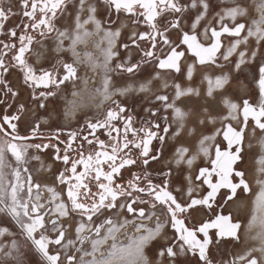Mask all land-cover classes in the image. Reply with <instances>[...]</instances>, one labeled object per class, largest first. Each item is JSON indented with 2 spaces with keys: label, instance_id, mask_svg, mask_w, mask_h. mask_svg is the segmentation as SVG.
I'll list each match as a JSON object with an SVG mask.
<instances>
[{
  "label": "snow or ice",
  "instance_id": "6c2138e0",
  "mask_svg": "<svg viewBox=\"0 0 264 264\" xmlns=\"http://www.w3.org/2000/svg\"><path fill=\"white\" fill-rule=\"evenodd\" d=\"M20 6L24 9L23 16L29 23L23 25L24 31L18 36L19 46L15 43H4V50H15L11 57L15 61V67H19L23 72L25 84L36 88L43 86L47 91L39 93L40 107H46L45 100L54 96L55 92L49 86L58 88L65 81L75 80L77 78V68L73 63H66L57 60V65L64 69V75L56 74L55 66L53 70L40 69L41 74H37V69L29 63L27 54L31 51L32 45L36 41L37 33L41 38L56 33L57 50L63 49L65 40L70 41L69 50L77 61L88 63L93 68L97 65L105 71L101 103L103 100L110 99L115 94L111 90V77L107 75L111 71L109 65L117 52L113 50L116 39L121 35V29L106 27L104 22L97 18V7L95 4H87V15L82 18L85 11L87 0H19ZM106 8L114 12L117 16L123 13L129 16L133 24L144 23L148 25L151 31H145L137 34L132 33V45L138 49L139 41L150 42V48L141 50L142 56L138 63H132L125 67L118 63L116 68L128 73L138 71L141 64L154 62L158 71L155 79L160 78V72L163 70H174L181 72V61L187 53L198 61L199 64L208 63L223 67L217 64L219 57L223 61L230 62V58L236 53L239 59L235 62V68L239 70L241 65L245 64L250 57L255 59L257 50L249 53L248 45L254 41L256 49L264 47V0H258L255 3V11L259 13L256 18L249 23L240 22V18L248 15V8L240 3L234 2L232 6L224 8L217 12L213 17L216 27L209 21L203 26V31L198 30L202 22L208 17L211 9V0H101ZM76 3L77 11L74 19V28L69 31L67 28L61 30L56 27L55 21L58 14H64L70 4ZM195 10L194 18L191 20L189 30H184L182 25L185 23V15ZM12 6L5 4V0H0V31L3 30L4 22L14 15ZM170 17L164 19V17ZM163 20V23L161 21ZM231 22V25L228 23ZM109 23H115L109 21ZM92 25V29L88 25ZM180 33L179 43H174L169 38L171 31ZM103 33L101 39L97 41L99 47L104 41H107V47L102 48L103 61L100 62L90 52H84V59H81L77 45L87 42V38L93 33L99 35ZM11 37H17V30L10 29L8 33ZM231 38L229 45L225 48L222 38ZM0 43H3L0 41ZM244 45V50H239ZM128 48L129 45H123ZM4 50H0V84L4 85L8 92L12 89L7 86L3 79V73L8 71L5 64ZM219 54V55H218ZM130 59V58H129ZM194 66H187V77L192 78ZM208 80L207 95L211 97L214 89H222L228 83L230 77L228 73H223L212 77H206ZM85 83H87L85 81ZM152 80H148L139 85V91H149ZM260 93V99L257 104H252L245 99L242 106L231 100L225 99L224 104L228 109L227 115L220 117L221 121H237L239 127H234L231 122L224 125L222 135L227 141V146L221 148L220 144L215 143L216 136L221 134V129H217L212 135H204L199 140V149L196 154L188 155L189 149L180 147L176 153V164L186 163L191 167L197 157L202 153L210 160V167H201L198 175L195 177L201 184L207 185L209 191L201 198L192 196V187L188 188V197L190 202L181 204L177 197L169 190V181L164 179L162 184H154L150 178V173L146 170L139 173H131V178L126 183L119 182L122 170L133 166L146 167L150 161H156L160 157V152L152 153L153 140H159L161 147L169 132V126L161 129L158 123L146 124L143 127H133V117L124 116L126 109L117 101H113L114 107H109L106 116L102 121L95 123L89 121L87 127L91 129V134H95L98 128H106L109 142L95 138V144L98 146L93 151L85 154L83 145H80L77 156H70L72 151V142L77 138V132L69 133V141L63 149L61 156L60 149L56 148V159L62 160L66 166L64 171L60 172L58 180L60 184L66 185V201L58 199L60 193L54 188L48 187L47 191L51 193L50 203L55 207L52 212L55 218L45 220V215L41 210L45 208L40 203V185L33 183V177L27 167L29 160H40L39 155H31L30 150L37 152L50 147L49 144L29 143L28 141L38 135L40 124L37 123L32 129L30 135H20L17 131L19 115L3 116V123H0V214L10 218L19 228V237L12 238L10 241L5 237H15L6 226H0V264H27L24 249L29 246L38 253L45 264H61L60 253L52 254L49 245L62 246L64 249H74V252L66 255V264H152L146 255L148 245L156 240L164 230L165 221L156 216L155 211L151 214L146 213L144 207L135 205H149L150 209H155L157 205L163 207L169 215L171 227L175 229L176 236L173 243L161 249L160 257H167L170 264H176L180 256H187L188 253L196 255L203 264H212L209 258V246L218 242L219 238L239 239L238 230L240 223L234 222L231 215L223 213L215 214L214 218H209L199 226L188 227L185 219L180 218L187 214L189 210H194L197 206H204L211 210L216 201L218 193L226 190L224 197L225 203L232 200L238 189L249 192L250 186L244 178L243 171H237L234 165L242 160L243 145L245 141V131L248 128L249 120L254 121L255 132L257 129L264 132V64L259 67V79L257 81ZM175 89V97L169 102L167 95H157L156 100L163 103L164 108L171 109L177 129L174 136H178L184 128V122L187 113L178 107L176 101L181 97L189 95H199V90L192 87H182L179 83L172 85ZM163 87H169L165 82ZM131 86L117 88L115 91L121 95L127 94ZM12 95H16L12 92ZM73 95H76L74 92ZM35 91H34V99ZM24 106L20 105L19 111L23 112ZM205 118L199 120L201 125L208 123L215 124L217 117L209 112L208 108L204 110ZM156 113L153 112V115ZM242 115V122L240 117ZM165 121L167 117H164ZM124 120L123 128L117 127L113 121ZM10 129V131H9ZM155 129V130H154ZM164 135H160V131ZM115 133V135H113ZM56 135V134H53ZM131 136V138H130ZM58 139V136H57ZM84 140L92 145L94 140ZM264 148V139L259 142ZM55 147V146H53ZM133 149L138 150V154L133 153ZM10 154V156H9ZM260 167L257 171L264 175V155L258 158ZM165 177L171 175V170L164 173ZM233 175L240 177L238 183L233 182ZM191 182V177H189ZM260 189L256 194L255 208L250 225L259 220L262 231L259 233L261 247L251 249L246 255H241L237 259L247 261V264H264V179H257ZM93 188L96 190L93 191ZM33 189H36V195L33 201ZM27 196V198H25ZM148 197L145 199L144 197ZM124 199L126 203H119ZM116 208L124 209L128 213L138 214L141 221L143 219H153L155 217V227H148L144 223L134 224L138 233L130 238L127 244H121L117 240L116 233L120 228L130 221L124 220L117 224L111 216L105 218L102 223H96L104 212ZM257 213L259 215H257ZM79 215L80 222L75 227V239L66 238V230L62 218L71 215ZM95 218V219H94ZM49 226L52 232L56 233L55 238L46 235ZM102 229L104 230L102 233ZM210 230H215L216 241L210 235ZM202 234V236L200 235ZM111 239V244L108 241ZM108 245L105 249L104 245ZM253 251H259L261 258L252 255ZM79 254V255H77ZM235 264V261H233Z\"/></svg>",
  "mask_w": 264,
  "mask_h": 264
},
{
  "label": "rangeland",
  "instance_id": "374dc122",
  "mask_svg": "<svg viewBox=\"0 0 264 264\" xmlns=\"http://www.w3.org/2000/svg\"><path fill=\"white\" fill-rule=\"evenodd\" d=\"M9 2V0H7ZM241 2L243 5H245L247 8H250L249 13L247 16L240 18V22H245L246 24L250 22L251 19L256 18L259 13L256 12L255 9V3H258V0H211V9L209 11L208 17L205 21L202 22L201 26L198 28L200 32L203 31V26L206 25L209 21L212 22L216 27H219L218 24L215 23V20L213 17L216 15L217 12H221L222 9H220L222 6L232 4L234 2ZM18 0H10L11 6L14 15H10L9 19L4 22V27L6 31H9L10 29L15 28L17 32L22 30V21L19 20L21 18L20 15L23 16L24 10H19L16 6ZM184 2V0H182ZM87 4H95L97 7V18L104 22V25L106 27H112L113 30L116 28L121 29V35L116 39L115 46L113 50L117 52V56L113 57L112 61L110 62V69L107 73L111 77V90L115 92L114 95L111 96L114 97L110 102L117 101L120 106L124 107L126 111H131L133 115L137 116L138 118L146 117L149 120L155 121L158 119H161L164 121V127L169 126V132L166 135L165 141L163 143V146L160 149V157L156 161H150L149 165L146 166L147 171L151 172L152 174H157L159 176H163L164 179H168L169 181V190L172 191V193L177 197L178 202L181 204H187L190 202L188 197V188L191 186L192 196L195 198H201L204 195H206L208 189L207 185L201 184L200 181H197L195 177L199 173V169L201 167H210V160L208 157H205L202 153L197 157V159L194 161L193 165L189 167L186 163H182L180 165H177L176 160V153L177 149L180 147H186L189 149L188 155H193L198 152L199 149V140L204 135H212L216 132L217 129H221V134L216 136L215 143L220 144L221 148H225L227 146V141L223 139L222 131L225 124L228 122H231L234 127H239L240 125L237 123V121H221L220 117L227 115L228 109L224 104L225 96L224 93H222V89H214L213 95L211 97H208L207 90H208V80L204 77L201 80L200 77L197 75H194L192 82V88L199 90V95H192L193 98L197 100V106L191 110H184L188 115L184 122V128L181 131V133L178 136H174V133L177 129V123L175 122L172 112L170 109H165L163 106V103L161 101L156 100L157 95H167L169 97V101H172L173 99V93H174V82L169 84V87L166 89L156 87L154 82V72L158 70L156 68V64L154 62L151 63H145L141 64L138 71L134 70L133 73H128L124 70H119L116 68V65L118 63H122L125 65V67L131 66L132 63H138L142 56L141 50H147L150 48V42L148 41H139L137 40V43L140 45L139 49L132 45V40L129 41L127 37H131L132 33L135 32L136 28H131L132 26L138 27L137 34L145 31H149L148 27L144 23H137L133 24L132 20L129 18L126 14H119L117 16L114 12L109 11L106 6L101 2V0H87L85 11L82 13V18L86 17L87 15ZM17 8V9H16ZM15 10V11H14ZM77 11L76 3L70 4L67 12L64 14H58L57 19L55 21L56 27L64 30L67 28L69 31H71L74 28V19ZM195 10L190 11L185 15V23L182 25L184 27V30H189V26L191 23V20L194 18ZM19 17V18H18ZM167 17V16H165ZM164 19H169L165 18ZM130 19V24H129ZM26 21V19H25ZM109 21H114L115 23H109ZM163 23V22H162ZM231 25V22H228ZM92 25H88V28L91 30ZM24 30V29H23ZM103 33L101 32L99 35L93 33V35L89 36L87 38V42L81 44L83 47V50H79L81 59H84V52H90L95 58H97L98 61H103V53L101 51L102 48L107 47V41H104L102 44L97 46V41H99L102 37ZM169 38L174 43H179L180 39V33L173 30L169 33ZM231 38L226 37L223 39L222 43L224 46L228 43ZM39 43H35L34 50L31 53V59L34 60L37 58L38 54H41L43 64L49 65V62H53L52 64L57 63V60H62L66 63H73L74 66L77 68V78L69 81H65L64 84L60 85L58 88L53 90L55 92L54 96H50L51 98H56L54 100V105L50 109L48 108V98L45 100L46 107L41 108L40 105V99H27V97H23L18 95V98H24L25 100V113H28L29 116H31V113H35L37 118L41 121L40 126L41 127H69L73 125L74 122L76 123H88L89 121L93 122L95 118L101 117L103 114V109L99 108V105H104V108L106 107V103L109 99L103 100V103H101L102 94L99 90H102L103 88V82L105 78V71L102 67L97 65L95 68H93L91 65L85 62L84 64H76L74 61V58L72 55L68 54L66 51L69 50V44L70 41L65 40L64 46L61 53L57 54L54 51L57 50V40H56V33H52L49 36L39 38ZM129 45L132 46L134 49L126 51V48L123 47V45ZM64 50V51H63ZM239 50H244V45H241V48ZM249 53L252 50H257V56L255 59L248 58L246 64L244 65L245 72L243 74L244 79V85H234L237 82H241L240 79H242L241 74L238 73L237 77H233V81L230 85V90H235L237 88L243 89L244 86H249L250 89H245L242 91L241 96L238 97L239 92H237L234 97L228 95L226 99L231 100L237 104H240L242 106L243 100L247 99L252 104H257L260 99V93H259V87L257 84L258 79H256V75L254 74V69L252 71V67L258 66V77H259V67L261 64H264V47H260L259 49H256V46L254 44V41H250L248 45ZM42 51H51L48 56H46L45 52ZM133 51V52H132ZM71 52V51H70ZM186 55H189L192 58L191 53H187ZM233 55L236 56V61L239 59L238 55L234 53ZM130 58V59H129ZM199 64V63H198ZM217 64L224 65L220 62V58L217 60ZM213 65L217 67L214 64H205L201 65L199 64L198 67L201 66H208ZM251 66V70H249L248 67ZM182 68V67H181ZM219 69V68H218ZM60 67L57 68V72L59 73ZM173 74L175 75L176 81L180 80L181 83L185 82V67L183 66V69H181V72L176 73L174 70ZM216 76L221 75L220 73L216 72ZM59 76V74H57ZM64 75V72L60 75L61 77ZM152 80V83L150 85L149 91H129L127 94L121 95L115 90L117 88L121 87H128L129 83L139 86L141 83L146 82L148 80ZM78 80V82H75ZM85 81L87 83H85ZM72 82H75L76 84H72ZM78 83V84H77ZM236 90V91H237ZM151 91L153 93H151ZM216 91L222 94H216ZM229 91V90H228ZM228 91H226L228 93ZM76 93V95H73V93ZM225 92V91H223ZM225 92V94H226ZM125 96V97H121ZM148 98L146 102L143 100L145 98ZM17 98V99H18ZM199 98V99H198ZM207 98H215L214 100L210 101V107L203 104L202 101ZM30 100V101H29ZM221 103V109L219 107L218 101ZM71 101V103H70ZM38 102V103H36ZM97 102V103H96ZM72 107L71 111L74 112H80L83 110V108H87V111L81 112L76 114L75 119H71L69 115L67 114L68 107ZM98 104V106L90 107L92 104ZM106 103V104H105ZM33 104L38 105V108L40 111L36 112L32 110ZM186 105V104H185ZM90 107V108H89ZM47 108V109H46ZM208 108L209 112L212 116L217 117L216 123H208L207 121L205 124L201 125L199 123V120L202 118H205L204 109ZM213 109V110H212ZM153 112L156 114L153 115ZM34 116V117H36ZM164 117H167V120L165 121ZM191 118H195V121H193ZM35 119V118H34ZM240 120L242 122V115L240 117ZM86 123V124H87ZM254 128V121L249 120L248 128L245 131V141L243 145V152H242V160L238 161L236 165H234V168L237 171H243L244 172V178L248 182L250 186L249 192H244L241 189L237 190L236 196L225 203V191L221 190L220 193H218L215 203L213 204V208L211 210L207 209L204 206H197L194 210H189L187 214L182 215L180 218L185 219V223L188 227L193 226H199L200 223L203 221L214 218L215 214L217 213H223L224 215H231L234 222L238 221L240 223V229L238 230V236L239 239L234 238H219L218 242H214L209 246V258L212 260L213 264H233V261H235V264H247V261H240L237 258L241 255H246L249 250L251 249H259L261 247V239L259 236V233L262 231V227L259 223V220H257L256 223L250 225V221L252 219L253 214L256 212L255 208V198L256 194L258 193L260 189V185L257 183V179H264V175L260 174L257 169L260 167L258 164V158L261 155H264V148H262L261 144L259 143L261 139H264V132H261L260 130H256L255 132L252 131ZM51 149H43L40 152H31V155H39V156H50ZM172 162L175 164H173ZM33 172V183L39 184L40 189L39 192L41 194L44 193V187H45V179L44 178H53L56 174V170L58 169V164L54 165L50 172L47 175H44L43 173L40 175V170L38 169L37 164L34 166H30ZM184 173H183V168ZM169 169L171 170V175L165 177L164 173L168 172ZM183 175V176H182ZM57 176V175H55ZM189 177H191V182L189 181ZM234 183H238L240 177H236L233 175L232 177ZM200 183L204 189L199 193L195 194L197 192V184L196 182ZM183 183V191L176 190L177 186L181 187V184ZM58 189L62 191V184H57ZM36 195V189H33V201ZM27 198V196H26ZM239 200L236 202V208H241V211L235 213L232 209H230V204L232 201H235V199ZM148 199V197H146ZM51 200V195H47L46 198L41 197L40 203H43L45 205V208L41 210L42 214L47 213L45 215L46 222L49 219L54 218L51 214H53L51 207L53 205V209L55 207V204H47ZM47 204V205H46ZM136 207H144L146 213L150 210L149 205H135ZM158 209L161 211V219L165 220L166 226L164 227L163 232L161 235L154 241H152L148 247L146 248V255L148 256L149 260L152 262V264H170V261L167 257H160L159 252L161 249H163L164 245L166 244L165 241L168 240V236H171V240L167 241L168 245L173 243V240L175 236L177 235L175 232V229L171 227L169 215L166 213V210L157 205V207L153 210L155 212H158ZM116 211L117 208L114 210H109L103 213L102 216L99 217V219H96V223H102L103 218H107L111 216L113 220L117 222V224L123 223L124 220L130 221L131 223L126 224L124 227L120 228L119 232L116 233L117 240L121 244H127L130 240V238L135 237L138 235V233L135 230L134 224L138 223H144L148 227H155L156 222L151 223V219H141L137 216H134L133 218L128 216H133L134 214L128 213L126 210L123 211V209H120L118 218H116ZM199 211H202L203 214L200 215ZM257 215H259L257 213ZM72 219V221L69 219L62 218L64 228L66 230V238L67 239H75V227L80 222L81 217L79 215H71L69 217ZM95 219V218H94ZM103 219V220H102ZM0 226H6L10 229V231L15 235V237H5L4 239L7 241H10L12 238H18L22 240V237H19V229H17L14 224L9 220L8 217L3 216L0 214ZM102 229V233H103ZM46 235H49L52 238H55L56 233L52 232L51 227L49 226ZM202 236V234H200ZM217 238H215L214 241H216ZM164 241V242H163ZM108 244H111V239L108 241ZM108 245H104V248L106 249ZM49 250L52 254H55L56 252L60 253V261L61 264H66V255L69 253L74 252V249H64L62 246H56V245H49ZM26 254V260L27 264H45V262L42 260L41 256L35 252V250L31 247L30 242L29 246L24 249ZM214 252V253H213ZM193 255L192 253H188ZM79 255V254H77ZM198 255V253L196 254ZM253 256H256L257 258H261V253L259 251H253ZM176 264H182L180 262H176Z\"/></svg>",
  "mask_w": 264,
  "mask_h": 264
},
{
  "label": "flooded vegetation",
  "instance_id": "af4514ba",
  "mask_svg": "<svg viewBox=\"0 0 264 264\" xmlns=\"http://www.w3.org/2000/svg\"><path fill=\"white\" fill-rule=\"evenodd\" d=\"M8 3L9 2L7 0H5L6 6H7ZM18 3H19V0H18L17 4ZM236 3L242 4L239 1H237ZM232 5H233V3L229 4V5L222 6L220 9L223 10L224 8H226L228 6H232ZM16 7L19 10H24L21 6H19V4ZM249 10H250V8H248V13H249ZM20 16H21V18H19V17L18 18H19L20 21H22V24L29 23L27 18H25L22 15H20ZM165 18H168V17H165ZM25 19H26V21H25ZM162 22H163V20L161 21V23ZM129 24H130V19H129ZM146 26L148 27V25H146ZM199 27L200 26H198V28ZM131 28H136L137 30L135 32L136 33L138 32V27L137 26H132L131 25ZM148 30L151 31V29L149 27H148ZM22 31H24L23 28H22V30L17 32V37H11L8 34L9 31H6L5 29L0 31V41L3 42V43H0V50H4L3 49V44L4 43H9V44L15 43V44H17V48H18V46H19L18 36H19V34ZM32 34L36 36V41H38V39L41 38L37 33H32ZM127 39L129 41H131L132 40V35L129 38L127 37ZM35 43L36 42L33 43L31 51L27 54V58H28L29 63L32 64L33 67L37 69V74L38 75L41 74L40 71H39L40 69H45V70L51 71V70H53V68L55 66L56 74H59V76H60L64 72V69L62 68L61 65H57V63L52 64L53 62H49V65H44L43 64L44 62H43L42 57H41V54H38L37 58L35 60L33 58L31 59L30 56H31V53L34 50ZM228 45L229 44L227 43L225 45V48ZM77 48L79 50H81V51L83 50V47H82L81 44L77 45ZM131 49L133 50L134 48L132 46H129L128 48H126V51L131 50ZM4 51L7 53L5 55V57H4V59H5L6 66H8V71L6 73H3V79L7 82V86L10 87L12 89V92H15L16 95L15 96L12 95V92H8L7 88L4 85L0 84V123H3V116H5V115H8V116L19 115L20 119L18 121H13L14 123H17V131H18V133L20 135H30L32 129L36 126L37 123L40 124L41 121L37 118L35 113H31V116H29L28 113H25V100L30 99V98L34 99V91H35V96H36L35 99L38 100L39 93L41 91H47L48 89H45L43 86H41L40 88H36L34 90L33 87L29 86L28 84H25L24 78H23V72L20 70L19 67H15L14 66L15 65V61H13L11 59V57L15 54V50H12V51L4 50ZM42 52H45L46 56H48L49 53H51V51H42ZM54 52L59 54V53L62 52V50H59V51L56 50ZM66 52L73 56L72 52H70V51H66ZM73 58H74V61H75L76 64H78V65L84 64V66L86 65L85 63H81L80 61H77L74 56H73ZM189 64L194 66V70H193V74H192V78L191 79H188V77H187V66ZM183 66L185 67V82L184 83H181L180 80L176 81L177 78L175 79V77H174L175 75L173 74L172 70H163V71H161L160 72V78L159 79H155L154 78V82L153 83L156 85V87H160V88H163V89H166L165 87H163V84L165 82H167L168 85H169L170 83H172L174 81H175L174 84L175 83H179L182 87H192L193 84H192L191 80L193 79L194 75H197L199 77V73L202 72V75H203L202 79L204 77L206 78L207 75L208 76L211 75L212 78H213L214 74H212L211 72L213 70H217V68H215L212 65H208L207 67L206 66L198 67L196 65L194 59L191 58L189 55L184 57L183 60L181 61V67H182L181 69H183ZM59 67H60V71L58 73L57 72V68H59ZM157 71L158 70H156L154 72V76L153 77H155V74H156ZM200 79H201V77H200ZM148 80H150V79L148 78ZM75 82H78V80H76ZM75 82H72V84H76ZM128 86H131V90L130 91H137V93H138L139 86L133 85L131 83H129ZM49 87L51 88L52 91L56 89V87H53V86H49ZM244 87L247 90L250 89L249 86H244ZM223 91L226 92V91H228V89L227 88H223ZM223 91H222V93H224V96L229 99V97H227L229 95V92L228 93L226 92V94H225V92H223ZM151 93H153V92L151 91ZM222 93H219V91L218 92L216 91V94H222ZM18 95L23 96V97L26 96L27 98L24 100V98H18ZM121 97H125V96H121ZM172 97L174 99V97H175V89H174V93H173ZM239 97H240V95H239ZM113 98L114 97L110 98L106 103H109ZM55 99L56 98L53 99L51 97H49L48 100L46 99L48 101V105L47 106H48L49 109H50V107L51 108L53 107L52 105H54V100ZM214 99L215 98H207V99H204V101H202V103L207 105L208 107H210L211 105H210L209 102L214 100ZM147 100H148V98L146 97L143 101L146 102ZM27 102H28V100H27ZM169 102H171V101H169ZM219 102L220 101H218V103ZM36 103H38V102H36ZM70 103H71V101H70ZM70 103H69L67 114L69 115V117L71 119H75L76 114L84 112V111H87L86 110L87 108H83V110H81L80 112L71 111L73 106L71 107ZM96 103L90 105V107L98 106V104H96ZM176 104H177L178 107H180V108H182L184 110L188 109V110H191L193 112L194 111L193 109L197 106V100L195 98H193L192 95H189V96H186V97H181L179 100L176 101ZM20 105L24 106L23 112L19 111ZM219 105H221V103H219ZM109 107H114L113 102H110L109 104H107L105 108H104V105H99V108L103 109V114L101 115V117L95 118V120H93V123H95L96 121L104 120V118L106 116L107 109ZM219 107L221 109V106H219ZM31 109L36 111V112L40 111L39 108H38V105H36V104L35 105L33 104V107ZM171 112H172V110H171ZM122 115H124V116L131 115L133 117V127H135V128L143 127L146 124H149V122H151V124H155V123L160 124L161 125V129L164 127V121L161 120V119L152 121V120H149L146 117L138 118L137 116L133 115L131 111H125V113H123ZM34 116H36V117H34ZM172 116H173V113H172ZM191 119L193 121H195V118H191ZM86 123L84 124V123H76V122H74L73 125H71L69 127H50V126L41 127L40 126L39 129H38V132L40 134H42V136L38 135L37 137H34V138H32V139H30L28 141L29 143H41V144L47 143V144L50 145L49 148L51 149L50 156L49 155L40 156V160H31V159L29 160V163H28L27 167L29 168V171H30L32 177H33V172H32V169H31L30 166H34L35 167V165L37 164L38 169L40 170L39 171L40 175L42 173L44 175H47L50 172L51 168L54 165L58 164V169L56 170V174H55L57 176L54 175L53 178L52 177L51 178H48V177L44 178L45 179L44 193L41 194L39 192L41 197L46 198L47 195H49V194L51 195V193H49L47 191V188L51 187V188H54L57 192L60 193V197L58 199H63V200L66 201V198H67L66 185H62L63 186L62 191L60 189H58V187H57L58 186L57 184L60 183L59 180H58V176H59L60 172L64 171L66 166L64 165L62 160H57L55 157L57 155V152H56V148L57 147L61 150L59 154L61 156L63 155V149L66 147V145H67V143L69 141V133L70 132H73V131L77 132V138H76L75 141L72 142V149L73 150L70 151V153H69L70 156H73V157L77 156V151H75V150L79 149L80 145H83V150H84L85 154H87L88 152L93 151L95 148H97L98 146L95 144V138H98L100 140H104L106 143L109 142V137L107 135V131L108 130L106 128H98L96 130L95 134L93 135V134H91V129H89L87 127L88 123L87 124ZM113 123L116 124L117 127H120L122 129L123 128V124H124V120L113 121ZM151 124H149V126H151ZM9 131H10V129H9ZM53 134H56V135H53ZM159 134L160 135H164L162 130L160 131ZM0 135H2V134H0ZM113 135H115V133H113ZM57 136H58V139H57ZM85 136H87L88 139L94 140V143L92 145H89L84 140ZM130 138H131V136H130ZM53 146H55V147H53ZM151 148H152V153L153 154H156L158 151H160L161 143L159 142V140H153ZM31 152H35V149L30 150V153ZM133 153L134 154H138V150L133 149ZM9 156H10V154H9ZM170 161L172 162L171 159H170ZM145 170L147 171L146 167L142 168L139 165L138 166H133V167H131L129 169H124V170H122V175L119 177V182L126 183L127 180L131 178V173H133V172L139 173V172L145 171ZM184 171L185 170L183 168V173H184ZM147 172L150 173V178L152 179L154 184H162L163 176H159L157 174H152L149 171H147ZM196 184L198 186H197V192L195 194H199L204 189V187L198 182H196ZM95 190L96 189L93 188V191H95ZM176 190L183 191V183L181 184V187L177 186ZM25 198H26V196H25ZM144 198L146 199V196ZM238 200H239V198L235 199V201H232L231 204H230V209H232L235 213L241 211V208H236L237 207L236 206V204H237L236 202ZM119 203H126V201L124 199H120ZM47 204H52V203L47 202ZM52 207H53V205H52ZM52 207H51V210L53 209ZM123 211H125V210L123 209ZM152 211L153 210H150L147 213L151 214ZM119 212H120V208H117L116 218L115 219L118 218ZM155 213H156V215H159V217L161 219V215H160L161 211L158 209V212H155ZM199 213H200V215L203 214L202 211H199ZM51 215L55 218L54 214H51ZM134 216H137V215L128 216V217L133 218ZM65 219H69V221L70 220L72 221V219H70L69 217H65ZM103 219H105V217ZM9 220H10V218H9ZM161 220L165 221L163 219H161ZM11 222H12V224H14V226L17 229H19L18 226H16L13 221H11ZM152 222H156L155 221V217H153V219H151V223ZM165 226H166V223H165ZM210 231H212V230H210ZM182 260L183 259H178L177 261L181 263ZM189 261L192 262L191 260H189Z\"/></svg>",
  "mask_w": 264,
  "mask_h": 264
},
{
  "label": "crops",
  "instance_id": "0c3cea01",
  "mask_svg": "<svg viewBox=\"0 0 264 264\" xmlns=\"http://www.w3.org/2000/svg\"><path fill=\"white\" fill-rule=\"evenodd\" d=\"M226 38V37H225ZM225 38H222V41H223V39H225ZM219 55V54H218ZM187 56V55H186ZM185 56V57H186ZM192 58L194 59V61H195V63H196V65L198 66L199 64H198V61H196L195 60V58L192 56ZM220 58V62L222 63V64H224L223 65V67H215V68H217V70H213L211 73L212 74H214L213 75V79L216 77V72H218V73H220V74H223V73H228L229 74V77H230V79H229V81H228V83L225 85V87L224 88H227L229 91V95L230 96H233L234 97V95L237 93V92H239V94H238V97H239V95L241 96V91H244V89H245V87H243V89H240V88H237L236 90H235V92L233 91V90H230V88H232V87H230V86H232V85H230L231 83H232V81H233V77L234 78H236L237 77V74L238 73H240L241 75L240 76H242V79H240L241 80V82H237L236 84H234V85H244L243 83H244V79H243V74L244 73H241V72H245L244 70H246V68H244V65L246 64H243V65H241V68L239 69V70H237L236 68H235V62H236V56L235 55H233L231 58H230V62H225V61H223V59H222V57H219ZM182 60H183V58H182ZM210 64V63H209ZM213 66V65H212ZM217 66V65H216ZM219 68V69H218ZM249 68V70H251V66L250 67H248ZM253 69H254V71H253ZM252 71L254 72V74L256 75V79H259V77H258V66L257 67H252ZM202 72H200L199 73V77H201V80H202ZM207 77H212L211 75L210 76H208L207 75ZM205 80V79H204ZM247 86V85H246ZM218 101V100H217ZM220 103V102H219ZM220 106V105H219ZM210 235L213 237V240H215V230H212V231H210ZM169 238H168V240L167 241H170L171 240V236H168ZM167 241H165L166 242V244L164 245V247L163 248H165L166 246H168V242ZM164 242V241H163ZM179 259H183L182 261H181V263L182 264H203V262L202 261H200L199 260V257H198V255H191L190 256V254H187V256H180V258ZM189 260H191L192 262H190Z\"/></svg>",
  "mask_w": 264,
  "mask_h": 264
},
{
  "label": "bare ground",
  "instance_id": "6f19581e",
  "mask_svg": "<svg viewBox=\"0 0 264 264\" xmlns=\"http://www.w3.org/2000/svg\"><path fill=\"white\" fill-rule=\"evenodd\" d=\"M252 228H253V224H252Z\"/></svg>",
  "mask_w": 264,
  "mask_h": 264
},
{
  "label": "built area",
  "instance_id": "2783aa9c",
  "mask_svg": "<svg viewBox=\"0 0 264 264\" xmlns=\"http://www.w3.org/2000/svg\"><path fill=\"white\" fill-rule=\"evenodd\" d=\"M156 216H159V215H156ZM162 218V217H161Z\"/></svg>",
  "mask_w": 264,
  "mask_h": 264
}]
</instances>
